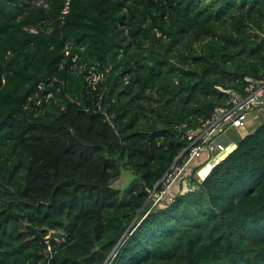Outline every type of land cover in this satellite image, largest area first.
I'll return each mask as SVG.
<instances>
[{
  "label": "trees",
  "instance_id": "obj_1",
  "mask_svg": "<svg viewBox=\"0 0 264 264\" xmlns=\"http://www.w3.org/2000/svg\"><path fill=\"white\" fill-rule=\"evenodd\" d=\"M263 74L264 0H0V264H59L23 224L76 218L88 250L68 264H264V119L148 196Z\"/></svg>",
  "mask_w": 264,
  "mask_h": 264
},
{
  "label": "built area",
  "instance_id": "obj_2",
  "mask_svg": "<svg viewBox=\"0 0 264 264\" xmlns=\"http://www.w3.org/2000/svg\"><path fill=\"white\" fill-rule=\"evenodd\" d=\"M65 7L66 3L63 11ZM245 80L247 84L242 95L231 92L228 98L216 105L197 127L185 132V146L157 181V189L153 187L149 191L148 196H152L151 204L164 205L173 193L181 191V182L191 167L209 158L216 157L215 160L220 158L227 148L220 140L214 138L229 128L245 126L249 120L248 115L252 114L251 111L264 103V74L257 79L245 77ZM231 147L232 145L228 148Z\"/></svg>",
  "mask_w": 264,
  "mask_h": 264
},
{
  "label": "rangeland",
  "instance_id": "obj_3",
  "mask_svg": "<svg viewBox=\"0 0 264 264\" xmlns=\"http://www.w3.org/2000/svg\"><path fill=\"white\" fill-rule=\"evenodd\" d=\"M253 111V110H252ZM251 111V112H252ZM251 114V113H250ZM248 115L249 123L252 122V125L249 127L240 126L239 128H229L226 131H223L219 135H217L214 140H225L227 137H231L233 135V130L239 135L245 133V131L249 130L257 120H253V116ZM248 122V121H247ZM216 159V157L209 158V160L200 163L196 169V173L200 174L201 171L207 170L210 164ZM134 177V173L129 168H121L119 174L113 178L110 182V185L122 189L124 188L129 181ZM187 184V180H182V185L185 187ZM49 219H56V215H50ZM89 222L87 219H75L74 222L64 229H60L54 224L47 221L46 223L36 225L41 232L42 235H47L50 231H57L60 233V238L50 237L49 239H53V242L48 245V249L51 250L56 257L59 264H68L69 261H72L80 254H86L88 250V243L86 242L87 231ZM32 224V223H31ZM35 225V224H33Z\"/></svg>",
  "mask_w": 264,
  "mask_h": 264
},
{
  "label": "water",
  "instance_id": "obj_4",
  "mask_svg": "<svg viewBox=\"0 0 264 264\" xmlns=\"http://www.w3.org/2000/svg\"><path fill=\"white\" fill-rule=\"evenodd\" d=\"M180 130H183V127H179ZM23 228L25 230H28L33 238L39 239V240H48L50 237L60 238V233L57 231H50L47 235H42L39 231L38 227L36 225H33L31 223H24Z\"/></svg>",
  "mask_w": 264,
  "mask_h": 264
},
{
  "label": "crops",
  "instance_id": "obj_5",
  "mask_svg": "<svg viewBox=\"0 0 264 264\" xmlns=\"http://www.w3.org/2000/svg\"><path fill=\"white\" fill-rule=\"evenodd\" d=\"M251 113H252V116H253V120H254V119H255V120H262V119H264V103L258 105L257 107H255ZM252 116H250V119H251ZM252 122H253V121H252ZM252 122L249 123V120H248L246 126H247V127H248V126L250 127V126L252 125ZM245 132H246V131H245ZM204 171H205V170H204ZM204 171H201V172H200V175H202V173H203ZM181 186H182V188H183L182 182H181Z\"/></svg>",
  "mask_w": 264,
  "mask_h": 264
}]
</instances>
